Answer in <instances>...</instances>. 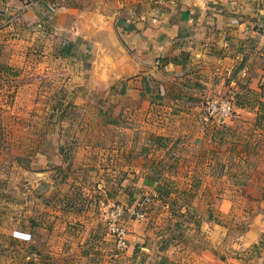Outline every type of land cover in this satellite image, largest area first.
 <instances>
[{"label":"rangeland","instance_id":"1","mask_svg":"<svg viewBox=\"0 0 264 264\" xmlns=\"http://www.w3.org/2000/svg\"><path fill=\"white\" fill-rule=\"evenodd\" d=\"M128 37H178L147 64L194 141L102 119L90 72L138 66ZM0 264H264V0H0Z\"/></svg>","mask_w":264,"mask_h":264},{"label":"crops","instance_id":"2","mask_svg":"<svg viewBox=\"0 0 264 264\" xmlns=\"http://www.w3.org/2000/svg\"><path fill=\"white\" fill-rule=\"evenodd\" d=\"M128 38L129 45L134 47L129 54L133 55L131 56L139 63L138 66L117 67L110 69L109 73L91 69L89 84L111 83L117 87L113 92L114 101L107 104L112 106L109 116L100 117L114 126L113 128H117V132H133L137 130L138 122L139 132L145 138L175 137L177 141L179 137L188 135L187 141H194L195 136L190 139V134L202 132L194 119L198 114L196 100L190 99L181 87L177 86L175 89V72L171 70L172 67L158 69L147 64L154 62L157 56L167 58L171 52V41L173 44L178 37H156L151 40L154 42L151 49L148 46V37ZM153 82H158L157 87L154 88Z\"/></svg>","mask_w":264,"mask_h":264},{"label":"built area","instance_id":"3","mask_svg":"<svg viewBox=\"0 0 264 264\" xmlns=\"http://www.w3.org/2000/svg\"><path fill=\"white\" fill-rule=\"evenodd\" d=\"M161 58L156 59L157 63H160ZM203 118L209 119L211 117L217 118L218 122L224 123L231 119L235 112V104L230 98H208L203 102ZM149 197H147V200ZM121 213V210L118 211ZM138 215L142 216L144 212L138 211ZM124 229L120 233H123ZM125 239H123V243Z\"/></svg>","mask_w":264,"mask_h":264}]
</instances>
